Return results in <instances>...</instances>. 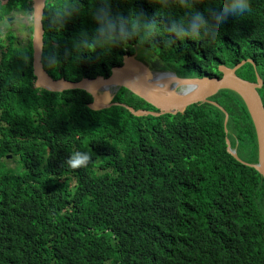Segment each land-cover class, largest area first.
I'll return each instance as SVG.
<instances>
[{"label": "trees", "instance_id": "trees-1", "mask_svg": "<svg viewBox=\"0 0 264 264\" xmlns=\"http://www.w3.org/2000/svg\"><path fill=\"white\" fill-rule=\"evenodd\" d=\"M0 0V20L28 13L29 0ZM217 0H51L44 14L42 63L54 79L109 78L134 56L157 73L221 78L220 67L264 81V0H250L196 38L168 29L194 10L210 18ZM134 33L116 44L98 37L97 9ZM58 15L62 29L51 31ZM73 25V26H72ZM73 27L94 46L70 59ZM27 29L31 32V26ZM151 31L150 38L146 33ZM0 38V264H264V180L247 105L222 91L185 114L136 117L122 106L92 110L84 91L35 89L32 49ZM82 55V57H81ZM81 57V59H80ZM264 104V87L259 90ZM114 103L157 110L130 91ZM85 166L70 168L74 151ZM9 156H12L10 165Z\"/></svg>", "mask_w": 264, "mask_h": 264}, {"label": "water", "instance_id": "water-1", "mask_svg": "<svg viewBox=\"0 0 264 264\" xmlns=\"http://www.w3.org/2000/svg\"><path fill=\"white\" fill-rule=\"evenodd\" d=\"M46 0H32L33 12L39 27L33 23L32 12V63L36 78L35 88L54 93H63L70 90H80L90 94L93 98L89 107L96 111L114 106H122L136 117L185 114L192 105L211 104L221 108L210 99L222 91H230L238 95L247 105L253 118L258 144V163L248 164L242 161L237 149H233L230 141L229 152L240 162L255 168L264 180V104L259 90L264 87V81L257 75L256 82H250L237 75V72L248 62H243L234 68L220 67L221 78H184L180 79L173 73H156L138 59V52L134 56L123 57V65L114 68L109 78L97 77L95 79H83L80 82L54 79L42 64L44 55L45 33L41 16L44 13ZM120 90L133 93L152 107L157 112L135 111L123 104L114 103L115 95ZM225 125L229 123L228 113ZM11 158V156H10Z\"/></svg>", "mask_w": 264, "mask_h": 264}, {"label": "clouds", "instance_id": "clouds-1", "mask_svg": "<svg viewBox=\"0 0 264 264\" xmlns=\"http://www.w3.org/2000/svg\"><path fill=\"white\" fill-rule=\"evenodd\" d=\"M49 1L51 0L45 1L44 13H42L41 16L42 26H44V21H42V19H44L45 9ZM29 3H30V9L28 13L31 14V19L29 24L25 26L26 29L28 26H31V22H32V12H33L32 0H29ZM249 10H250V0H217V4L215 8L210 10V18H206L199 10H194L190 14V17L187 19L186 22H182L179 24L173 23L169 26L168 30L171 33H173L177 38H196L199 37L202 33L207 32L209 28L212 29L218 28L229 17H242L246 13H248ZM12 12H10L9 15H6L3 20H0V38L6 39V36L9 33L7 29L9 27V20L12 18L11 17ZM49 19H51V23H52L51 29L49 30L56 31L55 33H58V31L62 29V25L60 23L61 18L58 15H53ZM95 19L97 20V24H98L97 26L98 37L112 44H116L120 39H127L134 34L127 27V24L123 18L119 22L114 20L110 16L106 6L97 9L95 14ZM33 23L37 26L38 29L39 21L36 19L35 11L33 12ZM4 28L6 32L2 33ZM27 31L29 32L28 29ZM77 32H79L77 29L71 27L68 28L65 33L66 39L76 41V43L78 44V47L73 45L70 48V59H75L79 51H84L86 49H90L92 51L91 47L94 46L93 44L87 43L82 36L76 38L78 34H74V33ZM44 33L46 34L45 27H44ZM29 34H30L29 37L31 42L32 26H31V32H29ZM145 35L146 38H150L152 32L149 31ZM28 40L26 41V43L28 42ZM135 52L136 53L138 52L137 46L135 47ZM91 53H93V51ZM138 59H139V53H138ZM57 63L58 61L54 56H49L44 60V63L42 64L46 65L48 68H54ZM163 73H170V72H163ZM89 160H90V154L88 151L77 150L70 153L64 163H66L67 166L70 168H78L85 166Z\"/></svg>", "mask_w": 264, "mask_h": 264}, {"label": "rangeland", "instance_id": "rangeland-1", "mask_svg": "<svg viewBox=\"0 0 264 264\" xmlns=\"http://www.w3.org/2000/svg\"><path fill=\"white\" fill-rule=\"evenodd\" d=\"M11 17L12 18L9 20V27L7 31L12 32L14 34L16 45L23 46L25 45L26 41L28 40V37L30 36L25 26L29 24L31 19V14L21 13L19 11H13L11 13ZM5 32L6 30L4 28L2 33ZM139 57L141 58V56ZM8 160L10 161V165L14 167L15 163L12 162V156Z\"/></svg>", "mask_w": 264, "mask_h": 264}]
</instances>
